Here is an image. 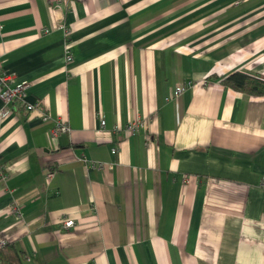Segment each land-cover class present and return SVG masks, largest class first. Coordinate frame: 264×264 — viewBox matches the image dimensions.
I'll use <instances>...</instances> for the list:
<instances>
[{"label":"crops","instance_id":"0c3cea01","mask_svg":"<svg viewBox=\"0 0 264 264\" xmlns=\"http://www.w3.org/2000/svg\"><path fill=\"white\" fill-rule=\"evenodd\" d=\"M0 23L51 115H0V238L27 264H264V93L221 81L264 75V0H0Z\"/></svg>","mask_w":264,"mask_h":264},{"label":"built area","instance_id":"2783aa9c","mask_svg":"<svg viewBox=\"0 0 264 264\" xmlns=\"http://www.w3.org/2000/svg\"><path fill=\"white\" fill-rule=\"evenodd\" d=\"M55 16V13H54ZM55 26L62 27L65 36H66V50H65V61L67 63H70L74 60V53L71 48V46L68 44V41L70 39L71 35V27L64 22L63 19H57L55 17ZM1 23H0V33H1ZM44 32L50 31L51 27H45L43 28ZM203 79V78H202ZM204 82L207 81V79H203ZM31 85V81L29 79H23L20 81L16 80V72L9 71L4 67L3 60L0 59V99L3 101V106L0 110V115L2 117H5L9 114H11L15 110V103H19L20 106H23L27 110L31 111L34 109H37L36 107L39 106L42 110V118L44 120H48L51 118L50 113L43 107L38 104V102H31L28 100V88ZM186 86L179 84L174 91V94L169 97V99H173L176 96H179L182 92H184ZM101 123L105 124V118L101 119ZM146 119L145 118H138L129 121L125 126L123 127H117L116 129H125L128 134H136L141 131L142 128L146 126ZM70 129L69 124L67 122H64L62 120H57V127L54 128V134H57L59 132H65ZM153 139H147L146 145L152 146ZM118 151V147L115 146L112 148V152L115 154ZM84 162L88 166L92 167H98V168H104L107 166H112L111 162H104V161H97V160H89L86 157H82ZM7 168L8 164L5 162L0 163V176L5 178L7 176ZM54 171L49 170L47 172L48 179H51L53 176ZM11 211L14 213V215L17 218H22V212L20 206L15 202L11 206ZM75 225L74 219H68L65 221L63 228L70 229ZM8 243V241L4 238H0V249L5 246Z\"/></svg>","mask_w":264,"mask_h":264},{"label":"trees","instance_id":"16d2710c","mask_svg":"<svg viewBox=\"0 0 264 264\" xmlns=\"http://www.w3.org/2000/svg\"><path fill=\"white\" fill-rule=\"evenodd\" d=\"M225 85L243 89L251 93H264V75L237 70L221 80ZM23 250L8 242L0 249L1 264H27Z\"/></svg>","mask_w":264,"mask_h":264}]
</instances>
